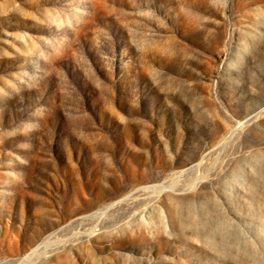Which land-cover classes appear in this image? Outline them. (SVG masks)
I'll use <instances>...</instances> for the list:
<instances>
[{
	"label": "rangeland",
	"instance_id": "obj_1",
	"mask_svg": "<svg viewBox=\"0 0 264 264\" xmlns=\"http://www.w3.org/2000/svg\"><path fill=\"white\" fill-rule=\"evenodd\" d=\"M0 264H264V0H0Z\"/></svg>",
	"mask_w": 264,
	"mask_h": 264
},
{
	"label": "bare ground",
	"instance_id": "obj_2",
	"mask_svg": "<svg viewBox=\"0 0 264 264\" xmlns=\"http://www.w3.org/2000/svg\"><path fill=\"white\" fill-rule=\"evenodd\" d=\"M42 244V243H41ZM45 244V243H44ZM39 246V245H38ZM38 246H35V247H33L30 251L32 252V251H36V249L38 248Z\"/></svg>",
	"mask_w": 264,
	"mask_h": 264
}]
</instances>
